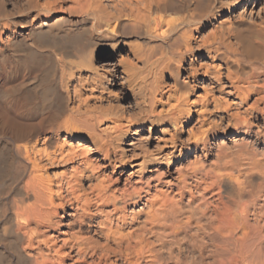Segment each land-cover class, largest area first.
Returning <instances> with one entry per match:
<instances>
[{"label":"bare ground","instance_id":"6f19581e","mask_svg":"<svg viewBox=\"0 0 264 264\" xmlns=\"http://www.w3.org/2000/svg\"><path fill=\"white\" fill-rule=\"evenodd\" d=\"M0 264H264V0H0Z\"/></svg>","mask_w":264,"mask_h":264},{"label":"rangeland","instance_id":"374dc122","mask_svg":"<svg viewBox=\"0 0 264 264\" xmlns=\"http://www.w3.org/2000/svg\"><path fill=\"white\" fill-rule=\"evenodd\" d=\"M210 27L211 28H213V24L211 25V26H209L208 28H209V30H208V28L206 29V31H203V33H202V35H204V34H206L207 35V33L209 34V32H211L212 31V29H210ZM211 30V31H210ZM209 31V32H208ZM207 32V33H206ZM205 36V35H204ZM204 36H202V37H204Z\"/></svg>","mask_w":264,"mask_h":264}]
</instances>
